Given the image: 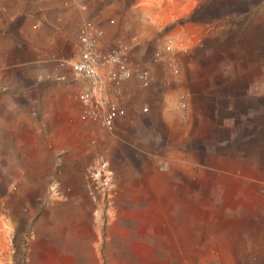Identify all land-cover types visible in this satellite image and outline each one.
Listing matches in <instances>:
<instances>
[{"label":"rangeland","instance_id":"obj_1","mask_svg":"<svg viewBox=\"0 0 264 264\" xmlns=\"http://www.w3.org/2000/svg\"><path fill=\"white\" fill-rule=\"evenodd\" d=\"M158 1L170 10H161L165 25L157 31L159 39L171 38L177 45L190 37L185 60L176 56L177 82L187 67L196 91L181 87L163 98V85L176 82L164 83V69L156 65L150 94L168 117L177 119L171 132L164 129L167 137L200 152L215 170L207 174L210 185L180 189L181 180L173 178L169 187L151 188L152 197L132 198L127 174L107 161L106 178L96 166L97 141L78 117L75 92H62L49 82L41 93L45 101L33 109L34 131L28 132L21 119L18 140L10 142L19 152L20 172L0 173V264H162L157 260L163 254L147 251L151 239L146 242V234L167 218L174 222L177 213L220 219L227 228L252 232L254 241L264 242V0H190L194 5L186 15L181 12L188 0ZM72 43L54 52L67 56ZM182 91L188 106L178 109ZM153 108L157 115L159 109ZM152 116L142 112V118ZM141 126L149 152L132 148L133 158L150 155L165 173L157 153L168 149L167 141L156 137L158 125ZM182 195L190 201L178 204ZM259 245L250 252V264H264V245ZM249 246L243 250L255 248Z\"/></svg>","mask_w":264,"mask_h":264},{"label":"crops","instance_id":"obj_2","mask_svg":"<svg viewBox=\"0 0 264 264\" xmlns=\"http://www.w3.org/2000/svg\"><path fill=\"white\" fill-rule=\"evenodd\" d=\"M81 3H86L87 8L82 10ZM166 5L168 3L162 5L158 0H0V142L3 144V147L0 144V173L20 172V164L17 162L19 152L11 147L10 142L18 140V124L21 119L27 124L28 132L30 127L31 131H34L36 119L33 109L40 101H45V96L41 97V93L47 90V83L60 86L62 92L76 93L84 88L85 84L81 78H77L70 68L59 66L51 57L58 46L69 47L73 42L72 49L74 48L81 18L89 17L105 28L106 33L102 40L113 39L115 36L127 40L132 46L133 56L140 59L148 57L154 43L159 40L157 31L165 25L161 20V10H168ZM193 5L194 2L188 0L182 15L188 14ZM180 14H176V18ZM176 18L174 16L172 19ZM187 38L190 39L189 36ZM186 39L177 45L172 42L171 52L182 61L185 60L189 49ZM185 69L180 83L176 82L167 87L163 85V98L167 97L168 92L177 93L181 87L193 93L196 91L191 85L192 72L188 71L187 67ZM152 83L148 87H142L134 78L126 82V110L116 118L112 130L105 129L95 122L82 120L77 105L79 119L83 124H88L89 132L95 135L97 141L93 152L98 153L100 157L96 166L109 161L117 173L127 174L125 183L135 199H142L145 195L152 197L151 188L163 185L169 187L173 178L181 180L178 187L180 189L208 187L210 179L207 174L215 170L210 163L207 165L205 160L199 158L200 152L197 153L187 146H177L176 142L173 143L174 136L167 137V131L164 132V129L171 132L172 124L175 123L173 120L177 119L168 117L163 104L154 100L156 96L150 94L155 89ZM194 96L195 94L192 97L193 110ZM144 105L149 107L148 110L153 114L152 119L142 118V112L148 111L142 110ZM154 106L159 109L157 115L154 114ZM3 110L9 112L3 113ZM191 113L195 114V111ZM79 119L76 121H80ZM150 124L158 125L156 128L159 132L156 137L160 135L163 144L164 141L168 144V149L157 153L169 159V167L165 173L159 172L157 165L150 162V155L145 157L135 153L133 158L132 148L142 152L147 149L149 152V148H146L148 134L141 125ZM151 132L157 133L155 130ZM122 140L124 144L120 146L119 142ZM151 151L154 153V150ZM27 153V157H30L29 151ZM206 180L207 184L204 185ZM187 197H178L177 203L185 202L186 199L190 201L191 197ZM181 214L184 213H177L172 223L167 218L163 224H154L157 227L149 228L145 241L148 242V238L151 241L146 245L147 251L163 254L157 262L250 264V252L261 246L259 244L264 245L263 241H254L252 232L229 229L220 219L196 218L195 215L190 218ZM249 245L255 248L244 251V247ZM146 260L149 259L146 257Z\"/></svg>","mask_w":264,"mask_h":264},{"label":"built area","instance_id":"obj_3","mask_svg":"<svg viewBox=\"0 0 264 264\" xmlns=\"http://www.w3.org/2000/svg\"><path fill=\"white\" fill-rule=\"evenodd\" d=\"M80 6L87 8L86 3ZM105 33L103 26L84 17L76 32L73 51L67 56L53 52L51 57L84 81V88L75 93L80 118L112 130L116 118L125 113V84L129 79L134 78L142 87L150 86L156 65H162L164 69V83L179 81L181 73L178 58L171 52V38L159 39L148 57L138 59L133 56L127 40L120 36L102 40ZM187 95L185 91L179 94L178 109L188 106ZM142 110H148V106L144 105ZM158 167L167 170L169 161L160 158ZM98 168L106 173L104 177L109 178L110 169L105 161Z\"/></svg>","mask_w":264,"mask_h":264}]
</instances>
